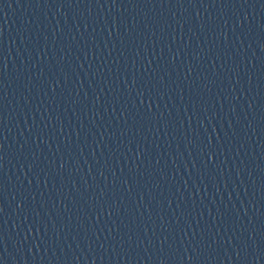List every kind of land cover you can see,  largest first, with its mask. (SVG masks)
Listing matches in <instances>:
<instances>
[{"label": "water", "instance_id": "obj_1", "mask_svg": "<svg viewBox=\"0 0 264 264\" xmlns=\"http://www.w3.org/2000/svg\"><path fill=\"white\" fill-rule=\"evenodd\" d=\"M264 0H0V264H253Z\"/></svg>", "mask_w": 264, "mask_h": 264}]
</instances>
